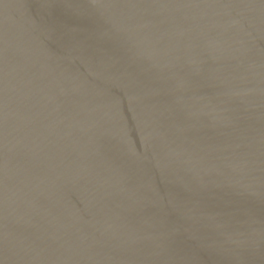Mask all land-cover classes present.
Here are the masks:
<instances>
[{"label":"water","instance_id":"1","mask_svg":"<svg viewBox=\"0 0 264 264\" xmlns=\"http://www.w3.org/2000/svg\"><path fill=\"white\" fill-rule=\"evenodd\" d=\"M0 264H264V0H0Z\"/></svg>","mask_w":264,"mask_h":264}]
</instances>
